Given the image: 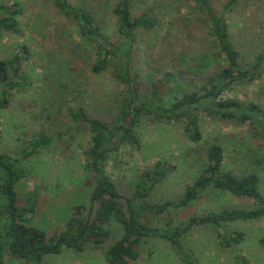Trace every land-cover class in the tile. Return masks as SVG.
Here are the masks:
<instances>
[{
    "label": "rangeland",
    "instance_id": "obj_1",
    "mask_svg": "<svg viewBox=\"0 0 264 264\" xmlns=\"http://www.w3.org/2000/svg\"><path fill=\"white\" fill-rule=\"evenodd\" d=\"M89 9L100 31L118 40L113 8L117 0H67ZM227 0H211L220 10ZM0 4L21 9L19 33L0 34V58L21 52L20 83L9 91L10 104L0 109V153L21 158L30 141L44 133L52 137L49 147H41L19 165L24 177L15 184L17 205L34 203L27 225L44 233L48 241L67 229L69 219L77 213L86 218L93 211L92 173L85 170L83 150L89 145L90 131L69 113L84 110L107 119H115L124 91L109 70L95 72L98 58L96 43L81 38L75 24L60 13L55 0H0ZM146 12L155 20L150 31L138 30L133 43L131 64L141 82L142 96H149V83L162 82V98L170 102L175 96L198 90L205 77L225 64L224 55L213 36L196 0H132V13ZM232 44L239 51L240 65L248 67L264 54V0H239L227 13ZM170 75L164 83L165 74ZM2 86L0 85V95ZM259 104L264 110V63L251 80L233 84L220 94ZM167 104V103H166ZM202 133L199 142L191 141L182 122L151 121L144 117L135 128L138 144L127 142L109 154L105 171L119 191V202L127 211V199L139 203L136 184L139 175L157 161L173 166L167 177L150 194L142 198L150 203L177 200L205 167L207 147L217 142L223 147L224 170L236 174L255 172L264 192V132L258 121L237 122L198 112ZM252 199L236 197L221 190H207L190 205L170 209L162 214L147 213L146 224L177 227L191 216L223 208H250ZM30 206V204L28 203ZM108 234L96 246L89 241L82 250L62 247L59 253L43 255L42 264H109L105 250L124 235L120 223L111 220ZM227 231L244 233L239 244L220 246L217 231L211 225L194 227L183 236L185 251L195 264H264V218L236 220L224 226ZM139 256L129 264H187L169 242L146 237L138 245ZM0 264H26L3 252Z\"/></svg>",
    "mask_w": 264,
    "mask_h": 264
},
{
    "label": "trees",
    "instance_id": "obj_2",
    "mask_svg": "<svg viewBox=\"0 0 264 264\" xmlns=\"http://www.w3.org/2000/svg\"><path fill=\"white\" fill-rule=\"evenodd\" d=\"M196 2L199 12L209 25V32L215 39L219 52L224 55L225 64L208 74L205 83L198 90L185 91L168 103L161 96L162 82H150L149 96H142L141 82L131 64L137 31H150L154 28L155 20L150 15L146 12L133 14L132 0H117L113 13L118 40H114L100 31L93 13L83 3L55 0L60 13L75 24L81 38L96 43L98 58L92 69L95 72L109 70L125 89L120 97L115 119L109 120L94 115L83 107L70 111L71 119L85 124L90 131L89 145L83 153L86 157L85 170L92 173L95 182L91 192L95 207L93 211L88 212L86 218L78 216L81 206L76 207L77 213L69 219L67 229L60 236H52L46 240L47 243H30L32 230L26 224L29 217L25 214L33 212L34 203L30 201L29 196L27 202L30 206L28 203L17 205L15 184L25 175L19 163L39 148L49 147L53 143L52 137L44 133L38 134L30 141V148H24L21 158L12 159L8 154L0 153V258L6 251L26 264H42L43 255L49 252L59 253L62 247L82 250L84 244L89 241L98 246L108 234L105 226L113 220L122 225L124 235L105 250V258L109 264H129V261L137 259V247L146 237L169 242L187 264H195L193 255L185 251L182 242L183 236L194 227L206 224L213 226L217 231L220 246L229 248L239 244L244 233L238 230L227 231L224 226L236 220L264 218V192L259 189V175L255 172L239 175L224 170L223 147L217 142L207 147L205 167L177 200L150 203L142 199L171 172L173 166H166L161 161H157L152 169L139 175L135 193L140 201L136 203L133 199H127V211L120 205L119 191L105 171L109 154L127 142L138 144L135 128L144 117L151 121L182 122L185 134L193 142L202 139L198 121V112L201 109L208 115L241 123L259 120L264 127V110L259 104L220 97L221 92L233 84L253 79L264 63V54H259L250 66L243 68L240 65V54L232 44L227 22V13L233 10L239 0H227L220 10L213 8L211 0ZM20 14L21 9L17 6L0 4V34L5 31L18 34ZM21 57L22 53L19 52L8 58H0V109L9 107V91L20 85L16 77L19 76ZM165 75L164 83H167L170 75ZM210 189L252 199L254 204L250 208L233 207L206 211L191 216L173 228L146 224L147 213L162 214L170 209L184 208ZM33 232L45 238L41 230L33 228ZM259 242L264 247V236ZM39 247L42 248L38 249Z\"/></svg>",
    "mask_w": 264,
    "mask_h": 264
},
{
    "label": "flooded vegetation",
    "instance_id": "obj_3",
    "mask_svg": "<svg viewBox=\"0 0 264 264\" xmlns=\"http://www.w3.org/2000/svg\"><path fill=\"white\" fill-rule=\"evenodd\" d=\"M30 230H32V236L30 237V243L32 244L34 241L40 242L42 244L47 243L46 239L41 234H36L33 232V227H29ZM46 241V242H45ZM42 247H39L38 249H41Z\"/></svg>",
    "mask_w": 264,
    "mask_h": 264
}]
</instances>
